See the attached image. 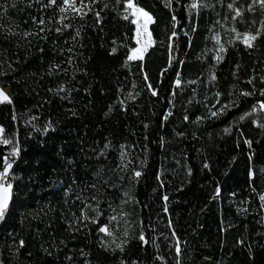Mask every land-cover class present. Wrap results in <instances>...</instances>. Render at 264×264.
<instances>
[{
	"label": "trees",
	"instance_id": "obj_1",
	"mask_svg": "<svg viewBox=\"0 0 264 264\" xmlns=\"http://www.w3.org/2000/svg\"><path fill=\"white\" fill-rule=\"evenodd\" d=\"M28 2L0 0V23L18 33L0 30V85L12 100L0 104V125L5 137L15 136L21 148L12 169L19 191L0 222V264H176L172 229L181 241V264H264V207L259 199L264 194V128L253 123L258 119L264 124V112L239 120L264 100L258 91L264 88V34L252 48L227 44L233 36L228 31L234 15L227 7L231 0H208L215 8L202 9L198 16L193 11L191 22L185 7L191 0H172L171 9L163 0H134L154 16L150 30L156 43L143 61H127L129 47L135 46V26L121 18L123 0L119 6L116 0H100L95 5L99 21L90 12L83 20L67 21L71 28L60 33L53 22L47 25L51 31L24 38L26 31L39 32L33 16L56 21L59 15L55 6L41 9L47 0H33L31 7ZM250 2L236 0L248 22L237 18L240 31L261 18L259 7L255 13L247 11ZM173 13L181 23L170 59ZM77 28L80 35L72 39ZM216 34L227 47L219 62L213 58ZM54 64L63 70L49 74ZM212 72L215 81L209 79ZM253 75V96L239 97V106L226 114L210 115L221 107L217 91L221 104L228 103L242 89L253 91L246 83ZM193 80L197 83H188ZM147 83L158 95L151 94ZM61 87L64 91H58ZM122 144L134 161L127 171L119 169ZM10 147L0 145V170ZM132 168L142 172L138 180ZM81 189L85 196H99L104 210L100 224L121 207L128 213L133 226L123 252L100 247V224L74 222L83 207L76 198ZM124 192L134 200L121 205ZM164 195L169 198L167 212ZM110 202L116 213L108 209ZM87 213L95 215L92 208ZM141 220L147 245L138 239ZM122 232H117L120 239Z\"/></svg>",
	"mask_w": 264,
	"mask_h": 264
},
{
	"label": "snow or ice",
	"instance_id": "obj_2",
	"mask_svg": "<svg viewBox=\"0 0 264 264\" xmlns=\"http://www.w3.org/2000/svg\"><path fill=\"white\" fill-rule=\"evenodd\" d=\"M100 0H61V3L58 5L57 0H47V3H40V0H35V3H40L41 9L43 8H50V7H57L58 8V19L56 21H53L51 17L48 18V20L45 19L43 15L40 16L39 19H37L36 16L32 17L33 23L37 25L39 28V32H24L23 36L24 38H27L30 35L39 36L40 33H44L46 31H51L52 29L50 27H47V25L55 22L59 26L55 28V31L57 33L62 32L64 29L71 28V24L67 21L75 19L76 17H79L81 20H83L90 12L95 15L97 18V21L100 19V11H97L95 9V5L99 3ZM219 2L222 4V0H219ZM122 3V0H116V5L119 6ZM124 7L121 12V18L125 21L130 20L131 24L135 25L134 29V42L135 46H128L124 45L126 47H129V52L127 54L126 60L127 61H143L145 58L146 53L149 51V49L156 43L153 32L150 30V25L155 23L154 16L147 11L144 7L140 6L138 2H134V0H123ZM164 6L167 8H172V0H163ZM176 3H181V0H176ZM33 4V0H29L28 6L31 7ZM13 7L15 5L13 4ZM108 4H104V8H107ZM185 7L187 8L188 12V19L189 22H191L193 11H195L196 15H199V12L202 9H214L215 5L212 3H209L208 0H191V3L186 4ZM228 9L232 12H234V15L231 16V20L233 21V25L228 29L231 33H233V36L231 39L227 41L228 45L236 46L237 42L240 44H243L246 48H252L254 45V42L261 37L262 34H264V0H251V2L247 5V11L255 13L256 8L259 7L261 10V18L259 21H257L255 18H253L250 22V26L246 27L244 31H240L236 27L237 18H239V23H245L248 24L247 21L244 20L243 12L244 9L241 7L236 6V0H231V2L227 5ZM115 10V9H114ZM172 21V32L170 33L168 39V48H169V56L171 59V53L173 51V38L178 37V32L176 31V28L178 25H180V20L177 19V15L175 13L171 16ZM217 23H220V21H217ZM258 25V27H257ZM256 27L255 31H252V28ZM0 30H4L6 32V35H18V33L12 31L11 28L5 25H0ZM195 31V28L192 29ZM76 35L72 37V39H75L76 36L80 35V29L77 28L75 30ZM185 35H188V33L185 31ZM42 39H46V36L41 37ZM213 40L215 41V55L214 59L219 62L223 59V54L227 51V47L225 43L221 40V37L219 34H216L213 37ZM115 43V41H114ZM42 51V49H41ZM69 52L72 51L71 48L68 49ZM113 52L116 51L115 48L112 49ZM72 62L71 56L68 58V63ZM127 66V64L125 65ZM141 72L143 75L144 81H148V76L146 72L143 70V64L140 65ZM63 69L60 68V65L54 64L50 66L49 74H52L53 71H62ZM210 81L216 80V75L214 72L210 73L209 77ZM256 77L253 75L250 77L246 83L252 85L253 91H247V90H240L239 94L235 96L231 101L228 103L221 104V101L219 97L221 96V92L217 91L215 93L216 96V104H220L221 107L211 111L210 115L212 117H218L220 115L226 114V112L232 108V107H238V100L239 97H250L255 94L256 86L255 81ZM260 82L261 84H264V75L260 76ZM190 84H195L197 81H188ZM175 84L179 86L181 84V80L179 77V74H177V78L175 80ZM135 87V85H133ZM146 87L151 91V94L153 96L158 95V92L151 83H147ZM58 91H64L63 87L58 89ZM195 91V90H193ZM259 95L261 97H264V88H261L258 90ZM175 95V92L172 93ZM131 95V94H130ZM139 95V93H137ZM230 96H232V93H229ZM134 98V97H133ZM171 102V101H170ZM12 104V100L10 96L2 89L0 88V104ZM123 103V101H121ZM215 107V105H213ZM264 112V100H258L251 108L250 111L244 112L239 117L240 121H243L248 116L255 115L257 113ZM168 115H171V112L168 113ZM168 115L164 116V119L167 120ZM16 117L13 116V119ZM185 120L188 119L187 116L184 117ZM253 123L256 124L258 127L264 128V124L260 123L259 120H253ZM48 127H51V123L49 122ZM148 125H145V128H147ZM5 128L0 125V145L2 146H11L10 149L3 154L2 156V170H0V222L4 221L7 217V215L11 211V205L13 203V198L16 192L19 191V189L16 187L14 181L16 179V175L14 172H12V169L14 167V164L16 162V159L19 158L21 153V148L19 145V141L15 138V136L12 137H5ZM43 131H47V128L43 129ZM227 132L228 129H225ZM245 143L251 147V141L246 140ZM109 145L106 144L105 148H108ZM126 145H120L121 151H120V165L119 169L123 171L129 170V167L133 165L134 161L130 156V153L125 151ZM134 147V146H133ZM100 155H104V151L102 150ZM251 159V157H250ZM143 163V162H142ZM205 168L208 167V164L206 163L204 165ZM103 170H101L102 172ZM132 175L133 177L138 180L139 177H141L142 172L137 170L136 168H132ZM264 171V170H262ZM101 173H97V176H100ZM254 173L250 172L249 177L250 179L253 178ZM120 180H123V176L120 177ZM105 184H108V181H104ZM110 187H115V185H109ZM161 186H163V182L161 181ZM93 189L97 188V185L93 184L90 186ZM84 189H81V194L77 195V200H80L83 207L80 209V216L76 217L74 214V222L75 223H84L85 226L87 224H100V217L104 215V210L100 207V198L97 195H92L91 197L83 195ZM217 195H219L220 189H216ZM124 197L120 203L121 205L127 204L129 200H134V197L130 195L129 192H124ZM168 196L164 195L163 200L165 201L164 205V211L167 212V201ZM259 199L261 201V207H264V194H261L259 196ZM95 203H92V202ZM92 208L95 212L94 216H90L87 213V209ZM108 209H110L113 213H116V209L113 206V203L108 204ZM128 213L121 207V211L119 213L109 215L107 217V223L100 224L97 231L98 233H103L104 235L100 237V247L104 248L106 251H112L115 252L117 249H119L120 252L124 251L125 245L128 243V238L130 237V229L133 226L131 222L127 219ZM141 229L138 235V239L143 242L144 245H147L149 243V240L145 236V225L144 222L141 220ZM172 222L171 220L168 221V226L171 228ZM123 228L122 236L123 239L118 238L117 232L120 231V229ZM155 231V229H153ZM171 237H174V241L172 242V247L175 248L177 261L176 264H181L180 262V256H181V241L179 237L176 235V232L174 229H172L170 233ZM105 237H108L109 239H105ZM165 240H168L169 237L165 236ZM20 245L23 246L24 241L21 239L19 241ZM152 243L155 247H159L155 243V238L152 239ZM243 243V241H241ZM112 245H115V248L112 247ZM84 255H88L84 253ZM156 259H159L161 261L164 260L162 256H157ZM85 264H90L89 261H85ZM121 264H125V262L122 260ZM133 264H136V262H133Z\"/></svg>",
	"mask_w": 264,
	"mask_h": 264
},
{
	"label": "rangeland",
	"instance_id": "obj_3",
	"mask_svg": "<svg viewBox=\"0 0 264 264\" xmlns=\"http://www.w3.org/2000/svg\"><path fill=\"white\" fill-rule=\"evenodd\" d=\"M1 24V23H0ZM1 25H5L6 26V23H5V21H2V24ZM135 26V25H134ZM0 88H2L7 94H8V92H7V88H4L3 86H1L0 85Z\"/></svg>",
	"mask_w": 264,
	"mask_h": 264
}]
</instances>
